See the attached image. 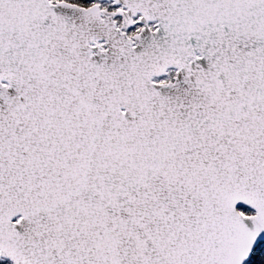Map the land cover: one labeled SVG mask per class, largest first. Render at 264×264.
<instances>
[{"label": "snow or ice", "instance_id": "snow-or-ice-1", "mask_svg": "<svg viewBox=\"0 0 264 264\" xmlns=\"http://www.w3.org/2000/svg\"><path fill=\"white\" fill-rule=\"evenodd\" d=\"M0 264H264V0H0Z\"/></svg>", "mask_w": 264, "mask_h": 264}]
</instances>
